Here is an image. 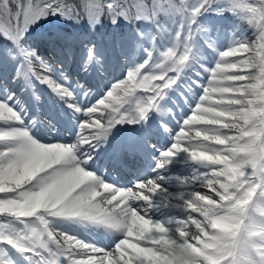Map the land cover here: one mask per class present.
<instances>
[{
  "label": "snow or ice",
  "instance_id": "6c2138e0",
  "mask_svg": "<svg viewBox=\"0 0 264 264\" xmlns=\"http://www.w3.org/2000/svg\"><path fill=\"white\" fill-rule=\"evenodd\" d=\"M0 264H264V0H0Z\"/></svg>",
  "mask_w": 264,
  "mask_h": 264
},
{
  "label": "trees",
  "instance_id": "16d2710c",
  "mask_svg": "<svg viewBox=\"0 0 264 264\" xmlns=\"http://www.w3.org/2000/svg\"><path fill=\"white\" fill-rule=\"evenodd\" d=\"M240 27H245V28H246V26H240ZM109 30H110V29H109ZM248 35L251 36V33L249 32Z\"/></svg>",
  "mask_w": 264,
  "mask_h": 264
},
{
  "label": "rangeland",
  "instance_id": "374dc122",
  "mask_svg": "<svg viewBox=\"0 0 264 264\" xmlns=\"http://www.w3.org/2000/svg\"><path fill=\"white\" fill-rule=\"evenodd\" d=\"M44 120L49 121L47 118L44 117ZM47 125V124H46Z\"/></svg>",
  "mask_w": 264,
  "mask_h": 264
},
{
  "label": "bare ground",
  "instance_id": "6f19581e",
  "mask_svg": "<svg viewBox=\"0 0 264 264\" xmlns=\"http://www.w3.org/2000/svg\"><path fill=\"white\" fill-rule=\"evenodd\" d=\"M44 124V123H43Z\"/></svg>",
  "mask_w": 264,
  "mask_h": 264
}]
</instances>
